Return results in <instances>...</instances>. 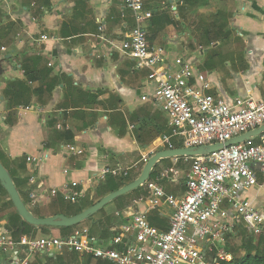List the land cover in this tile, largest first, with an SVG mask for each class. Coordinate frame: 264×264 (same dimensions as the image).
Listing matches in <instances>:
<instances>
[{"label": "crops", "instance_id": "0c3cea01", "mask_svg": "<svg viewBox=\"0 0 264 264\" xmlns=\"http://www.w3.org/2000/svg\"><path fill=\"white\" fill-rule=\"evenodd\" d=\"M201 1L205 5L194 0H144L153 12L144 24L149 44L163 48L169 62L178 57L191 60L210 82L207 93L227 103L238 97L264 100V0ZM213 3L228 12L227 27L237 38L208 50L195 36L202 9ZM132 26L122 0H0V42L6 49L0 59V153L27 209L30 192L40 195L37 206H50L62 198L64 188L83 192L79 204H95L103 197L98 198V185L91 180L102 168L128 169L131 183L142 176L148 159L164 150L155 148L159 136L154 137L151 129L158 113L163 120L165 116L150 102L139 100L152 90L147 72L136 70L121 53L109 51L110 42L122 41ZM44 35L48 40L41 39ZM220 44L223 49L209 52ZM34 57L41 59L40 68L51 71L48 77L41 75L47 85L39 96H31L28 105L8 109L3 82L24 81L22 62ZM50 78L56 79L52 87H48ZM38 85L37 81L28 84L31 91ZM67 145L83 153L68 155ZM170 161L177 170L183 166ZM164 162H157L155 169L165 170ZM163 182L173 187V194H183L182 185ZM133 191L122 195L127 196L121 202L113 200L101 208L114 218L112 225L103 224L110 230L107 237L138 212L145 213L148 221L157 216L168 228L170 209L147 211L138 201L148 191L144 196ZM244 196L264 203V188ZM0 230H6L3 215Z\"/></svg>", "mask_w": 264, "mask_h": 264}, {"label": "built area", "instance_id": "2783aa9c", "mask_svg": "<svg viewBox=\"0 0 264 264\" xmlns=\"http://www.w3.org/2000/svg\"><path fill=\"white\" fill-rule=\"evenodd\" d=\"M122 1L133 26L122 41L110 42L109 51L121 53L136 70L147 72L146 81L152 90L139 100L155 106L165 116L168 128L157 138L156 149L170 150L175 143L183 148L224 143L264 125V100L238 97L227 103L207 93L210 82L191 60L178 57L169 62L163 48L149 44L144 24L153 12L145 7L144 0ZM41 39L48 40L46 35ZM0 51L6 49L1 47ZM64 149L68 155L83 153L71 145ZM180 159L183 165L191 163L185 178L175 168L165 169L148 184L147 196L138 201L147 211L161 206L170 209L166 230L150 225L141 212L104 238L91 236L89 228L82 225L66 237L38 234L18 240L0 230V264H31L38 255L65 253L110 264L231 262L232 254L226 248L228 241L240 240L239 229L253 236L264 234V203L244 196L264 188V132L211 154ZM128 174V169L105 167L91 182L98 185L107 176L126 178ZM163 181L182 185L183 194L166 193ZM61 196L75 204L83 192L64 188ZM28 197L32 207L40 203L39 194L30 192Z\"/></svg>", "mask_w": 264, "mask_h": 264}, {"label": "trees", "instance_id": "16d2710c", "mask_svg": "<svg viewBox=\"0 0 264 264\" xmlns=\"http://www.w3.org/2000/svg\"><path fill=\"white\" fill-rule=\"evenodd\" d=\"M188 3H191V0H186ZM196 3L200 5H205L204 1L201 0H194ZM193 3V2H192ZM220 22V21H219ZM219 22H216L213 24L211 28H207L203 31L202 34V40L203 45L210 48L215 43H221L224 40L230 39L232 31L227 27L226 21H224V24H218ZM216 28H213L215 27ZM202 44V43H201ZM0 48H1V42H0ZM41 67V59L39 57L34 58H25L22 62L21 68L24 73V81L16 80V81H7L4 83V88L2 90V96L4 97L6 101V105L8 109H14L18 106H26L30 102V98L32 95L39 96L41 93V88L43 85H47L46 83H42L41 75H44L48 77L50 75V70H44ZM38 82L39 85L37 89L31 91L30 87L28 86L31 82ZM48 82L50 85L48 87H52L56 84L55 78L48 79ZM43 91V90H42ZM167 123L166 120H163L161 118V115L158 113V116L155 119L154 126L151 130H153V136L158 137L162 134H165L168 132L167 130ZM183 148V146L180 143H175L173 149ZM3 155L0 153V163L6 173L9 175L11 181L14 183L16 189V183L14 181L15 178H13L12 174L8 171L7 166L5 165ZM177 159L178 166L181 164V159ZM171 159H164L161 160V162L169 161ZM177 166V165H176ZM155 168L156 165H154L153 169L151 170L149 180L153 179L155 176ZM130 181L128 180V177L126 178H113L111 176H107L104 181L100 182L98 184V187L96 188V192L99 195L98 198L104 197L108 194H111L117 190H119L124 185L129 184ZM164 185V182H162ZM141 187H138L133 192H136ZM181 190H183V187H180ZM17 191H19L17 189ZM167 193H172L173 190L166 191ZM125 196H120L115 199L116 202H121ZM0 200H3L2 209L4 210H10V214L8 217H6V230L10 233L13 240H18L21 236H28V237H35L38 234L41 235H53V236H60V237H66L69 234L72 233L73 230H75L78 226H81V224L72 226V227H49V226H42L39 228H35L26 222H24L21 217L18 215L17 211L13 207V203L9 198V195L7 191L3 188L0 182ZM78 200V206L72 208V212L67 211H59L54 212L49 215H41V214H34L36 218H46V217H54L58 215H64L67 217H72L74 215H77L81 213L83 210L87 209L86 207H90L93 205V203L81 205L79 204ZM64 202L62 198H57L56 200L52 201L50 206L57 205L59 203ZM24 205L26 203L24 202ZM74 205V204H73ZM102 209H100L101 211ZM91 217H89L87 220H90ZM150 225L155 227L156 225H161L164 230L167 228L163 226V221L158 219L157 216H150L149 218ZM84 221V222H85ZM57 230L59 233L58 235L53 234L52 232ZM89 232L91 236H96L99 238L107 237L110 234V230L108 226H104L101 220L94 221L92 225L89 227ZM240 237V242L237 247H234L231 241H228L226 251L230 252L232 254V260L231 262H219L218 264H264V234L253 236L249 234L244 229H239L238 233ZM236 251H243V255L241 258H237ZM31 264H110L106 263L100 260H95L92 257H84L79 256L75 253H65L62 255H56L52 257L48 256H41L38 255Z\"/></svg>", "mask_w": 264, "mask_h": 264}, {"label": "water", "instance_id": "95a60500", "mask_svg": "<svg viewBox=\"0 0 264 264\" xmlns=\"http://www.w3.org/2000/svg\"><path fill=\"white\" fill-rule=\"evenodd\" d=\"M261 132H264V125L249 131L243 135L238 137L232 138L224 143H217L213 145L202 146L198 148H178V149H170V150H163L156 152L153 156H151L142 172V176L134 180L133 182L123 186L119 190L106 195L98 202L90 206L89 208L83 210L81 213L74 215L72 217H67L64 215H58L54 217H46V218H36L33 217L24 203L22 202L18 191L16 190L14 184L12 183L10 177L2 167L0 163V182L3 188L7 191L10 200L13 203V207L17 211L18 215L21 219L26 222L27 224L39 228L42 226H49V227H72L81 224L93 214L98 212L104 205L106 206L107 203L115 200L116 198L137 189L138 187L145 184L150 176L151 170L153 169L154 165L164 159H175L180 157H195L201 155L211 154L219 149L230 147L234 144L241 143L246 140H250L253 137L258 136Z\"/></svg>", "mask_w": 264, "mask_h": 264}, {"label": "rangeland", "instance_id": "374dc122", "mask_svg": "<svg viewBox=\"0 0 264 264\" xmlns=\"http://www.w3.org/2000/svg\"><path fill=\"white\" fill-rule=\"evenodd\" d=\"M202 10H203V12L201 13V15L199 17L200 18L199 19V24H198V30L199 31H198V33L195 36L198 44L199 43L203 44L202 34H203V31L205 29L211 28L214 23L219 22V21L220 22L218 24H220V23L224 24V21H227L228 18H229L228 12L220 10V5L218 3H213L210 7L206 8V9H202ZM1 12H2L1 13V16H2L3 15V10ZM187 12H188V10H187ZM213 28H216V26L213 27ZM231 31H232V33H231L230 39L232 37L236 36L234 31L233 30H231ZM12 35H13V33H12ZM0 36H1V33H0ZM235 38H237V37H235ZM5 39L6 38H4L3 41H2L3 44H5L7 42V41H5ZM223 47L224 46L222 44H220L218 47H216V49H212L209 52H215L217 50H220V48L223 49ZM208 50H209V48H208ZM0 59H3L1 51H0ZM1 62H2V60H0V63ZM2 80H3L2 73H0V83H1ZM174 164L175 163H173V162H171L169 160V161L164 162V165L162 166V168H166V169L167 168H173L175 166ZM190 165H191V163H186L183 166L178 168L179 172L181 174L180 177L182 176V178H185V175L188 172V169H189ZM174 168H177V167H174ZM160 170L161 169H155V175L159 174L161 172ZM154 179L155 178L150 179V180L148 179V181L145 184H143V186L140 189H138V191L136 193L137 196H144L146 194V192L149 190L148 189V184L150 182H154L155 181ZM176 186H178V185H176ZM163 187H164L165 191L173 189V187L171 185L167 184V183H164ZM2 204H3V200H0V216L3 215L5 217H8V215L10 214L12 209L4 210V209H2ZM27 204H28V211L30 212V214L33 217H35L34 216V214H36L35 211L38 212V213L44 214V215H49V214H52L54 212H59V211H67V212L70 213V212H72V208L78 206L77 205L78 203L73 205V204H71V203H69L67 201H64V202L59 203V204L54 205V206H47V205L46 206H41L40 205V206L32 207L30 202H28V200H27ZM99 217L102 218V219H97ZM112 219H114L112 217V215L108 214V213H105V211L102 209L101 211L93 214L91 216L90 220L82 222L81 225L89 228L94 221H98V220H101V222L104 225H107V224H109V225L111 224L112 225ZM239 242H240V240L236 239L235 241H232V244H233L234 247H237L239 245ZM242 255H243V251H238V252L236 251L237 258H241Z\"/></svg>", "mask_w": 264, "mask_h": 264}]
</instances>
